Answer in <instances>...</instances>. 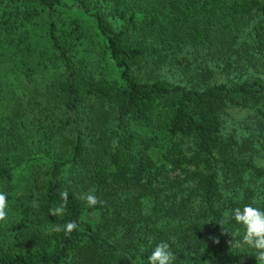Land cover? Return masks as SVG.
Wrapping results in <instances>:
<instances>
[{"label": "trees", "instance_id": "1", "mask_svg": "<svg viewBox=\"0 0 264 264\" xmlns=\"http://www.w3.org/2000/svg\"><path fill=\"white\" fill-rule=\"evenodd\" d=\"M73 1L102 37L83 50L80 18L56 22L65 0H0V193L16 210L0 221V264H148L161 241L173 264H254L243 226L220 221L264 210V0ZM190 50L221 80L208 63L192 86L149 74ZM96 52L117 70L92 71ZM229 107L248 111L241 128L226 129ZM90 192L103 203L86 206Z\"/></svg>", "mask_w": 264, "mask_h": 264}, {"label": "rangeland", "instance_id": "2", "mask_svg": "<svg viewBox=\"0 0 264 264\" xmlns=\"http://www.w3.org/2000/svg\"><path fill=\"white\" fill-rule=\"evenodd\" d=\"M65 1H66L65 5H61L58 7V10L55 16L57 24H60L61 22L60 25H65L64 27L67 28V24H68L67 21L73 15H77L80 18L85 28L84 29L85 34L87 35V38L84 44L80 46L81 50H83V47L87 46L89 43L93 45L98 40H100L102 37L100 34H98L99 32L97 30L94 18L91 13L92 10L90 9L88 11H85V10L80 9L74 3L73 0H65ZM63 22H66V24ZM96 49L99 51L98 48ZM183 55H185L188 59H184L182 57ZM99 56H100L99 52H96L93 54V59L91 61L92 71H97V69H100L101 71L105 72L106 70L108 72V68L112 69V71L117 70L116 67L114 66L112 59L108 55H105L102 61L101 60L99 61ZM200 63H208L210 66H212V68L215 70V75H214L215 78L217 80H221L222 75L219 73L220 67L216 66L215 61H213L210 58V55L204 54L203 51H200V50H196V51L190 50V52L189 51L188 52H176L173 54L172 57L167 58L166 61H163L158 66L154 68H150L151 70L149 74H152V76L160 77L161 79L169 83H180V84H184L187 86L197 85V83L198 82L200 83V81L197 78L198 76H196V72H197V66ZM39 96H37L38 99L40 98ZM24 102L25 101L22 102L23 107H25L26 105V104L24 105ZM31 105L33 107L32 113H30V111L28 110L27 115L29 117H31L32 115L31 118H33L36 121V118L38 117V105H42V104L41 103L38 104L37 102L34 104L33 102ZM247 113L248 111L246 109H242L238 107H229L224 116L225 117L224 123H225L226 129L231 130L233 129V127L241 128L243 125L242 122L245 120V116ZM42 155L43 154L39 152L38 155L36 156H42ZM33 162L35 165H37L38 162L40 164L42 160L38 158V159H34ZM22 165L25 166L26 164H22ZM26 168L27 167H25V169L22 171V176L29 175L27 173ZM79 171H80L79 166L74 165V166H71L70 169H67L64 175L65 176L74 175ZM85 205L87 206L86 200H85ZM9 212H16V210L13 208H10ZM83 217L86 221L87 220L95 221L96 219H98V214L94 211H87V209H85ZM241 241H242V238L239 240V243H238L240 245V250L243 253L242 260L248 261L250 258L255 257L254 250L250 249L247 245L242 244ZM254 264H257V261H255Z\"/></svg>", "mask_w": 264, "mask_h": 264}, {"label": "clouds", "instance_id": "3", "mask_svg": "<svg viewBox=\"0 0 264 264\" xmlns=\"http://www.w3.org/2000/svg\"><path fill=\"white\" fill-rule=\"evenodd\" d=\"M84 199L89 207H94L98 203H103L99 201L92 192L88 193ZM61 200L62 202L60 205L50 211L53 216H61L64 214L67 202L66 191L61 193ZM256 202L255 200L253 201V203ZM33 203L35 205V202ZM7 206L6 195L0 193V221L6 219L7 213L5 210ZM231 219H234L237 224L243 226L244 234L241 243L254 250L257 264H264V210L253 207L251 204L245 205L242 209L235 208L230 213L225 212L223 214L220 225L223 226ZM77 227L78 224L76 221H69L64 225L53 226L51 231H63L65 235H68L73 230H76ZM175 259L176 257L170 250L169 243L161 241L155 246L148 257V264H173Z\"/></svg>", "mask_w": 264, "mask_h": 264}]
</instances>
